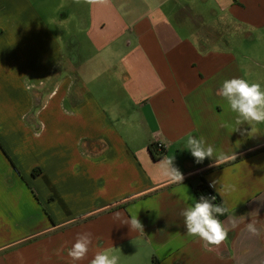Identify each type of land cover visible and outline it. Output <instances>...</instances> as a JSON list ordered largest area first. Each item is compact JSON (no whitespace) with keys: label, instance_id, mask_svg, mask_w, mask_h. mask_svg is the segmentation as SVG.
<instances>
[{"label":"crops","instance_id":"1","mask_svg":"<svg viewBox=\"0 0 264 264\" xmlns=\"http://www.w3.org/2000/svg\"><path fill=\"white\" fill-rule=\"evenodd\" d=\"M0 264H264V0H0Z\"/></svg>","mask_w":264,"mask_h":264},{"label":"trees","instance_id":"2","mask_svg":"<svg viewBox=\"0 0 264 264\" xmlns=\"http://www.w3.org/2000/svg\"><path fill=\"white\" fill-rule=\"evenodd\" d=\"M40 169H34L36 173ZM195 193L202 203L205 210L218 220H222L227 216V208L219 194L210 186L205 178H201L200 182L194 185Z\"/></svg>","mask_w":264,"mask_h":264},{"label":"built area","instance_id":"3","mask_svg":"<svg viewBox=\"0 0 264 264\" xmlns=\"http://www.w3.org/2000/svg\"><path fill=\"white\" fill-rule=\"evenodd\" d=\"M156 147L160 150V151H163L164 150V147H165V144L163 142H157L156 143Z\"/></svg>","mask_w":264,"mask_h":264},{"label":"rangeland","instance_id":"4","mask_svg":"<svg viewBox=\"0 0 264 264\" xmlns=\"http://www.w3.org/2000/svg\"><path fill=\"white\" fill-rule=\"evenodd\" d=\"M27 184L32 189L33 193H36L34 185L33 184H30L29 182Z\"/></svg>","mask_w":264,"mask_h":264}]
</instances>
